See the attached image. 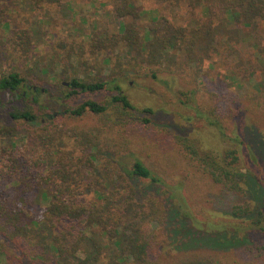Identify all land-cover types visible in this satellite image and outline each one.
<instances>
[{
    "label": "trees",
    "instance_id": "1",
    "mask_svg": "<svg viewBox=\"0 0 264 264\" xmlns=\"http://www.w3.org/2000/svg\"><path fill=\"white\" fill-rule=\"evenodd\" d=\"M200 6L207 15L206 21L196 19L194 26L181 24L180 20L164 21L141 34L136 23V7L124 0L121 6L114 8L113 15L116 19L130 16L131 20L119 22L118 33H101L91 38L90 52L126 49V55L130 56L125 61L127 66L121 64L114 70L110 68L108 75L91 77L86 73L88 65L83 68L85 62L77 61L78 65L83 64L84 70L80 75L78 67L70 66L71 72L64 76L68 86L59 97V111L44 105L41 90L27 83L28 75L41 79L38 73L48 71L46 67L40 68L39 62L35 61L34 69L23 73L14 69L0 75V92L13 94L23 103L8 111L13 124L0 123V179L3 181L0 186V264H22L23 257L42 264L217 262L214 255L180 252L173 246L172 250L177 253L170 258L160 255L165 249L161 245L160 229L177 216L191 217L181 192L184 179L174 185L167 184L129 149L126 155L132 159L130 163L107 156L114 152L119 155L130 144L124 134L126 129L152 125V107L133 104L121 86V80L125 81L129 73L156 82L162 74L171 79L181 78L188 85L179 91L184 98H181L182 104L194 98L202 68L210 65L216 54L222 55L221 64L233 78L237 74L264 76V29L260 27L264 25V0H206ZM192 7H197L194 0L190 1ZM189 15L192 16L190 12ZM230 23L232 28L228 27ZM240 31L250 45V52L233 62L230 55L235 50L231 43L241 37ZM222 32L228 33L226 40L232 41L225 40L226 52L215 46V35ZM20 33L12 38L13 47L20 46L18 50L26 54L34 37ZM83 52L81 48L79 54ZM77 53L70 48L67 57H76ZM103 62L109 63L110 58L106 57ZM256 86L252 95H245L249 108L233 107L239 97L210 93L211 105L205 113L222 136L226 135L220 119L244 108L264 110V80ZM98 95L104 97L97 99ZM222 98L226 102L224 109L219 105ZM46 114L44 122L38 121L39 116ZM65 120L73 122L66 129V137L59 129L60 124L66 125ZM26 123H36L39 128L25 134L20 127ZM231 140L239 148L213 154L194 139L171 134L172 144L200 177L231 192H242L243 182L250 190L249 185L254 183L238 168V150L245 146L253 161H257L258 155L253 149L249 150L238 134H233ZM28 141L36 145L38 154L30 155L34 151L30 152L25 146ZM145 183L147 187L164 186L169 192L168 204L151 192L142 194L140 186ZM263 204L257 203V210L247 203L234 205L227 217L245 224V227L237 224V230L264 234ZM192 219L195 225L200 223ZM229 238L234 236H210L207 241L211 246H218L229 242Z\"/></svg>",
    "mask_w": 264,
    "mask_h": 264
},
{
    "label": "rangeland",
    "instance_id": "2",
    "mask_svg": "<svg viewBox=\"0 0 264 264\" xmlns=\"http://www.w3.org/2000/svg\"><path fill=\"white\" fill-rule=\"evenodd\" d=\"M123 1L0 0V75L14 69L23 73L27 69H34L35 61L39 62L40 68L46 67L48 71L38 73L41 79L37 75H28L27 83L41 90L44 105H50L53 111H59L61 109L59 97L68 86L64 76L71 72L70 66L78 67L77 73L81 75L83 68L88 65L86 73L91 77L108 75L110 68L114 70L121 64L127 66L125 61H128L130 56L126 55V49L90 52L91 38L102 35L101 33L107 35L118 33L119 22L131 20L130 16L116 19L113 15L114 8L121 6ZM125 1L136 7L138 12L136 23L141 34L164 21L167 23V21L180 20L181 24L194 26L197 23L196 19H199V22L207 19L206 13L201 11L200 6L206 3V0H194L197 7L192 9L191 0ZM228 27L233 26L230 23ZM260 27L264 29V25L260 24ZM243 31L239 32L241 37L231 43L235 50L230 55L233 62L250 52V45L243 38ZM17 32H21L20 35L28 34L34 37L26 54L18 50L20 46H17V49L13 47L12 38H17L15 35ZM227 34L222 32L215 35V46L223 52L228 51V44H225ZM226 42L232 41L226 40ZM70 48L78 52L76 57H67V50ZM81 48L84 52L79 54ZM106 57L110 58L109 63L103 62ZM213 59L210 65L202 68L203 75L201 72L195 96L187 101V104L180 102L182 97L179 91L188 87L187 82H183L181 78L171 79L170 76L162 74L156 82L149 77L137 78L136 74L131 72L133 77L129 73L125 81L122 79L121 86L133 104L139 107H152L154 110L151 115L152 125L149 128L138 126L126 129L124 134L130 139V144L119 155L114 152L107 156L114 160L121 158L130 163L132 159L126 155L128 152L126 150L129 149L146 166L155 170L167 184L174 185L184 179L185 185L181 192L185 196L186 210L191 217L177 216L167 222L165 227L159 228L162 233L161 245L165 248L161 250V256L170 258L172 254L177 253L176 251H180L214 255L217 259L215 264H264L262 248L264 234L259 231L237 230V224L241 227H245V224L227 217L234 205L247 203L252 209L257 210V203H264V110L253 111L244 108L235 115L220 119V125L226 136L219 133L218 127L211 124V118L205 113L211 105V92L228 98L239 97L232 104L233 107L237 105L248 107L249 101L245 95H252L257 88L256 84L263 81L264 76L259 73L250 76L237 74L233 78V75L231 76L221 64L222 55L216 54ZM77 61L85 62V67L82 68L83 64L78 65ZM46 63L50 64L47 66ZM101 67L103 68L100 69ZM227 75L232 78H227ZM103 97L104 95L96 96L97 99ZM225 104L224 99L219 103L222 109ZM22 105L21 99L15 95L0 92V123L13 124L8 111L14 106ZM46 117L47 114L39 116L38 121L41 119L44 122ZM64 122L66 125L60 124L59 129H62L61 134L66 137V129L73 122L69 120ZM153 126L158 129L155 130ZM20 128L22 132L29 134L39 126L36 127V123H26ZM172 133L196 140L204 150L213 154L227 148H239L231 140L233 134H238L249 150H254L258 155L257 161H253L245 146L238 150V168L241 173L249 175L246 179L254 183L249 185L250 190L246 189L243 182L242 192H231L212 185L206 177H200L193 165L187 163L183 154L172 144ZM25 146L29 151H34L30 155L38 154L36 145H32L30 141ZM187 175L190 177L187 178ZM2 184L3 181L0 179V186ZM140 188L142 194L151 192L164 199L166 205L168 204L169 192L164 186L152 184L147 187L145 183ZM258 199H261L260 202ZM261 209L264 210V206ZM192 218L198 219L200 223L195 225ZM224 234L234 238H229V242L225 241L218 246L209 245L208 237L224 236ZM168 245L171 247L167 248ZM172 246L176 251L172 250ZM23 258L20 261L22 264H42L29 257Z\"/></svg>",
    "mask_w": 264,
    "mask_h": 264
}]
</instances>
